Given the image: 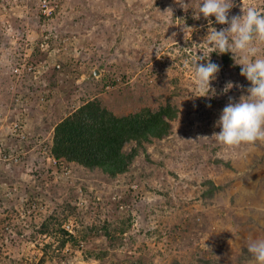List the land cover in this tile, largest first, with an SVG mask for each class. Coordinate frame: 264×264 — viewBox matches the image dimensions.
Wrapping results in <instances>:
<instances>
[{
  "label": "rangeland",
  "instance_id": "1",
  "mask_svg": "<svg viewBox=\"0 0 264 264\" xmlns=\"http://www.w3.org/2000/svg\"><path fill=\"white\" fill-rule=\"evenodd\" d=\"M185 2L0 0V264H255L264 140L213 135L250 82L231 53L212 52L216 95L195 96L185 63L210 51L208 22L193 18L200 0ZM249 5L264 0H236L229 15ZM92 99L117 116L177 114L165 136L126 143L137 153L110 177L50 152L54 125Z\"/></svg>",
  "mask_w": 264,
  "mask_h": 264
},
{
  "label": "clouds",
  "instance_id": "2",
  "mask_svg": "<svg viewBox=\"0 0 264 264\" xmlns=\"http://www.w3.org/2000/svg\"><path fill=\"white\" fill-rule=\"evenodd\" d=\"M236 0H200L193 18L199 19L201 14L208 22L207 35L203 42L210 51L205 56L197 52L185 63V67L193 73V86L196 97H214L216 89L213 82L221 66L210 59V53H231L235 64L240 65V75L249 83L247 95L232 102L229 98L220 112L216 125L220 131L214 133L218 143L236 147L242 144H254L264 140V9L257 5L242 8V15H229ZM183 10L188 3L185 0H174ZM172 16V10L168 9ZM215 23L227 25L217 30ZM193 31V29H192ZM204 61V63H198ZM233 87L229 82L224 88L227 92ZM239 87H243L240 85ZM210 106V105H209ZM247 252L254 258L255 264H264V238L252 240L247 245Z\"/></svg>",
  "mask_w": 264,
  "mask_h": 264
},
{
  "label": "trees",
  "instance_id": "3",
  "mask_svg": "<svg viewBox=\"0 0 264 264\" xmlns=\"http://www.w3.org/2000/svg\"><path fill=\"white\" fill-rule=\"evenodd\" d=\"M176 110L166 104L117 116L99 100H88L54 125L51 155L115 177L128 169L137 153L135 147L125 152V144L134 141L139 146L165 136Z\"/></svg>",
  "mask_w": 264,
  "mask_h": 264
},
{
  "label": "built area",
  "instance_id": "4",
  "mask_svg": "<svg viewBox=\"0 0 264 264\" xmlns=\"http://www.w3.org/2000/svg\"><path fill=\"white\" fill-rule=\"evenodd\" d=\"M65 229H66L67 231H71L68 225L66 226Z\"/></svg>",
  "mask_w": 264,
  "mask_h": 264
},
{
  "label": "water",
  "instance_id": "5",
  "mask_svg": "<svg viewBox=\"0 0 264 264\" xmlns=\"http://www.w3.org/2000/svg\"><path fill=\"white\" fill-rule=\"evenodd\" d=\"M94 74H98V72H95Z\"/></svg>",
  "mask_w": 264,
  "mask_h": 264
}]
</instances>
